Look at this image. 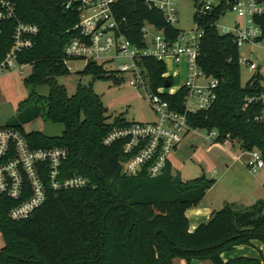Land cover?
<instances>
[{"label":"trees","instance_id":"trees-1","mask_svg":"<svg viewBox=\"0 0 264 264\" xmlns=\"http://www.w3.org/2000/svg\"><path fill=\"white\" fill-rule=\"evenodd\" d=\"M19 20L39 26L34 46L22 52L20 64L32 72L24 79L33 92L22 103L24 123L44 117L64 126L58 137L40 132L26 134L22 125L5 127L19 130L33 149L66 148L65 176L81 175L90 186L71 191L49 190L46 201L27 218L14 220L10 213L17 202L0 193V234L4 246L0 264H173L175 259L210 261L212 264H264V258L239 257L225 261L223 254L258 240L264 244V201L250 206L225 203L206 223L190 232L187 211L198 207L214 181L205 174L185 180L173 173L170 161L156 178L144 169L134 176L123 172L130 155L125 141L110 145L104 139L117 128L130 127L124 115L109 121L102 98L93 84L79 82L76 93L68 94L57 79L70 75L65 66L64 48L77 37L72 31L80 20L78 9L66 10L57 0H11ZM195 24L204 31L198 64L205 75L219 80L216 102L206 110L188 113L192 130L217 131V144L239 142L244 151L255 150L264 160V122L254 116L259 106L246 107L255 92L251 83H241L239 47L234 35L222 34L217 23L237 0H216L212 10L201 13L200 0ZM264 2V0H258ZM114 12L123 21L127 40L137 49L147 48L143 28L149 24L166 37L176 40L181 30L168 23L163 13L150 8L145 0H119ZM264 28V17L256 18ZM7 30L0 38V58L12 43ZM153 92L165 86L167 66L155 57L138 61ZM93 79H115L104 65L90 62L82 73ZM255 77V76H254ZM48 85V96L35 88ZM171 107L184 112V90L164 95Z\"/></svg>","mask_w":264,"mask_h":264},{"label":"built area","instance_id":"built-area-1","mask_svg":"<svg viewBox=\"0 0 264 264\" xmlns=\"http://www.w3.org/2000/svg\"><path fill=\"white\" fill-rule=\"evenodd\" d=\"M66 10L78 9L80 20L72 29L77 37L64 48L65 66L72 70L70 61L84 60L103 65L117 59H127L117 68V73H133L134 79L128 84L144 87L146 96L153 111L159 117L157 122L137 123L126 128L114 129L104 143L110 145L116 140H124V152L130 155L123 163V172L134 176L148 170L151 178L161 176L169 162L185 138L193 131L188 123L187 114L209 109L217 100L219 80L203 73L199 64L203 29L195 24V29L179 34L176 40L166 37L161 31L155 35L147 48L139 50L126 38L123 32V21L115 12L114 6L119 0H57ZM150 8L161 11L168 23L176 27L178 23L177 0H145ZM200 12L212 10L216 0H200ZM242 23L233 30L226 29L222 34H232L238 47L247 43L264 44V28L256 18L264 17V2L258 0H237L230 8ZM146 24L143 28L145 39L152 35ZM151 26V25H150ZM9 30L12 43L4 56L0 58V78L7 73L24 74L28 64H20L22 52L34 46L35 38L40 32L39 26L25 23L18 18L16 5L11 0H0V38ZM155 57L161 61L171 60L176 67L185 65L186 78L181 83V72L177 71L166 77H172L171 88L162 87L153 92L150 83L138 61L144 57ZM102 63V64H101ZM246 65L255 74L251 83L255 92L247 97L246 107L259 106L255 114L256 122H264V75L259 73L261 63L240 57V65ZM175 77L178 78L176 85ZM251 79V80H252ZM184 90V112L174 110L164 95L174 96ZM217 131L207 136L210 145H215ZM69 157L66 148L33 149L25 136L17 129L0 127V193L17 202L10 216L14 220L27 218L47 199L48 191H71L85 189L89 181L78 174L65 176L63 167ZM247 167L257 173L264 169L261 154L255 153Z\"/></svg>","mask_w":264,"mask_h":264},{"label":"rangeland","instance_id":"rangeland-1","mask_svg":"<svg viewBox=\"0 0 264 264\" xmlns=\"http://www.w3.org/2000/svg\"><path fill=\"white\" fill-rule=\"evenodd\" d=\"M178 23L176 28L183 33L195 29V14L198 4L194 0H177ZM238 23H242L240 17L229 10L220 18L217 29L220 33L226 29L233 30ZM152 35L146 38L150 44L151 40L159 32L148 25ZM240 57L261 63L262 68L259 73L264 75V44L247 43L239 47ZM129 62L127 59H117L114 62L103 64L104 68L117 75L119 82L115 79H93L91 76H83L86 68V61H70L72 67L70 75L58 78L61 85H65L70 96L76 93L77 85L81 81L84 84H93L94 92L102 98V102L108 110L109 121L124 115L131 123H152L157 122L159 117L153 111L149 99L146 96L144 87L135 88L128 84L134 79V74L117 73L120 64ZM102 64V63H101ZM167 72L172 75L180 71L181 83L186 78L185 65L176 67L170 60L166 61ZM32 72V67L24 68V74H6L0 78V127L20 124L26 134L40 132L49 137L61 136L64 126L54 124L44 117L41 107L40 115L31 122L24 123V103L33 92L32 88H27L24 79L28 78ZM255 72L248 66L241 64V83L246 85L254 76ZM176 85L178 78L175 77ZM35 92L40 96H48L49 87L43 85L36 87ZM210 131L193 130L189 132L178 149L172 154L176 173H180L185 180H191L205 174L207 178L214 181V185L207 192L204 205L213 206L220 210L224 201L236 203L238 205H251L257 201H264V169L253 173L247 164L252 160L256 150L251 153L244 151L239 142H228L225 146L210 145L207 136ZM176 152H178L176 154ZM4 246L2 235L0 234V250Z\"/></svg>","mask_w":264,"mask_h":264},{"label":"crops","instance_id":"crops-1","mask_svg":"<svg viewBox=\"0 0 264 264\" xmlns=\"http://www.w3.org/2000/svg\"><path fill=\"white\" fill-rule=\"evenodd\" d=\"M227 143L228 142H226L225 144H220V145L222 147V146H225ZM218 145L219 144H215L214 146H218ZM177 153L178 152H176V154ZM169 161L172 165L173 173H176L172 155L170 156ZM205 198L203 199L202 203L198 207L192 208L188 210L186 213L189 219L190 232H194L200 224L208 222L212 213L217 210L213 206L204 205ZM225 203H229V202L224 201L223 205ZM242 205L250 206L244 203ZM239 257L264 258V244L258 240H254L249 246H238L232 252H227L223 254V259L225 261H228L230 259L239 258ZM173 264H186V262L185 260H182V259H175ZM192 264H212V263L210 261L193 260Z\"/></svg>","mask_w":264,"mask_h":264},{"label":"water","instance_id":"water-1","mask_svg":"<svg viewBox=\"0 0 264 264\" xmlns=\"http://www.w3.org/2000/svg\"><path fill=\"white\" fill-rule=\"evenodd\" d=\"M172 82L170 80L166 81L165 88H171Z\"/></svg>","mask_w":264,"mask_h":264}]
</instances>
